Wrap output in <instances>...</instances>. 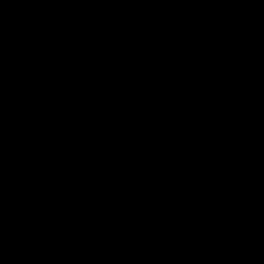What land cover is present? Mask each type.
<instances>
[{
    "label": "water",
    "instance_id": "95a60500",
    "mask_svg": "<svg viewBox=\"0 0 264 264\" xmlns=\"http://www.w3.org/2000/svg\"><path fill=\"white\" fill-rule=\"evenodd\" d=\"M0 264H264V0H0Z\"/></svg>",
    "mask_w": 264,
    "mask_h": 264
}]
</instances>
